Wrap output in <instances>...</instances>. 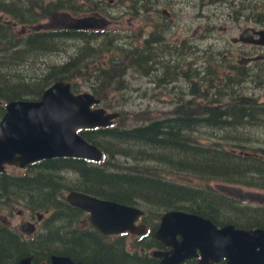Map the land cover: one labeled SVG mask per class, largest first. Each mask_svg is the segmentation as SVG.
<instances>
[{"label": "trees", "instance_id": "1", "mask_svg": "<svg viewBox=\"0 0 264 264\" xmlns=\"http://www.w3.org/2000/svg\"><path fill=\"white\" fill-rule=\"evenodd\" d=\"M7 38V30L0 29V120L6 102L39 100L56 81L70 83L77 94L75 79L85 82L86 78L92 82L87 87L102 105L111 107L106 97L110 91L124 88L125 69L150 73L149 52L124 51L113 42L98 47L94 55L84 50L65 63L49 64L45 57L60 49L55 36L26 40L25 48L16 52L9 50ZM107 52L122 55H111L106 67L89 72L82 69L91 66L87 59L98 61ZM38 61L43 64L34 68ZM25 65L30 68L20 67ZM207 74L204 81L191 84L190 95L195 98L178 106L175 113L180 115L162 119L136 115L132 119L140 123L130 126L131 120L121 111L109 128L81 130L79 134L102 151L98 163L54 158L28 166L23 175L0 173V210L21 203L31 212L48 213L47 237L40 241L26 244L11 234L5 237L0 230V264H17L29 254L41 264L48 263L51 255L83 263L141 264L136 259L158 247L153 222L148 223V234L132 240L143 255L125 249L127 235H102L88 221L82 226L80 222L87 216L67 204L65 192L69 191L138 207L153 220L162 212L180 210L240 229H264V205H243L215 185L264 191V143L257 140L256 132L264 129V101L236 90L251 76L247 70ZM252 78L254 88L264 93V71L255 72ZM196 99L202 100L196 103ZM201 130L214 134L196 135Z\"/></svg>", "mask_w": 264, "mask_h": 264}, {"label": "flooded vegetation", "instance_id": "2", "mask_svg": "<svg viewBox=\"0 0 264 264\" xmlns=\"http://www.w3.org/2000/svg\"><path fill=\"white\" fill-rule=\"evenodd\" d=\"M258 7H262V11H257ZM256 13L260 14L259 17L256 16ZM116 15L118 18L127 16L129 18L128 25H131L130 28L134 25L135 29H124L123 27V29L117 30L110 29L111 25L118 22ZM217 20L229 22L228 27L237 31L236 37H232L230 43L236 45V51H239L240 55L234 57L230 44L227 47L229 50L223 54L224 58L221 57L218 61L216 59L214 64L205 63L206 60L196 62L197 70L203 69V64H206V68H210L212 71H229L239 68L253 70L260 66H263L264 69V46L240 40L245 31H264V0H0V29L7 30L9 50L12 52L24 49L26 40L43 38L45 35L55 36L61 49L69 41L81 42V47L76 50L79 51L78 54H83V51L86 50L94 55V51L98 50V47L113 42L115 46L124 51L144 50L146 53L149 52L148 71L160 72L159 69H161L163 74H160L158 78L162 82L167 80L169 83L175 82L176 76H181L184 80L188 79L187 71L193 65L192 60L200 56V50L204 49L209 52L215 50L216 42L205 47L201 44L203 40H213L212 32L215 29H220V27H216L220 24ZM210 21H212V25L208 26ZM45 24L50 25L46 26ZM225 26L223 25V28ZM16 28L18 29L16 30ZM119 30H123L122 32L127 38H135L138 46L135 48L126 47L120 40L124 38L121 36L114 39L116 32H120ZM249 39H251L249 41H256L258 36L253 35ZM121 52L108 53L115 56L122 55ZM192 55L195 58L191 59ZM102 58L105 63L106 59H109V55H103ZM30 165L21 169L25 172ZM237 200L243 205H252L247 201L238 198ZM17 215L22 217L20 230L13 228L6 218L0 216V230L6 233L5 237L10 238L11 234L26 244H30L36 240L40 241L47 235L48 219L46 216L48 213L31 212L25 208L24 211H17ZM145 217V215L141 217L137 224H145L149 233L150 225L149 221L146 222ZM84 220L87 224L88 217ZM210 221L218 228L229 225L215 220ZM151 222L156 225V231L160 218L158 221L151 219ZM253 229L261 228L247 230ZM123 235H127V238L131 239L127 233L108 237ZM180 239L181 237L177 236V240ZM158 243V247L150 250L147 256L138 257L136 263L161 264L163 258L152 256V252H169L172 248L159 241ZM130 245L131 247L125 246V249L130 253L137 251L143 255L142 252L135 249L132 242ZM197 253L198 256L186 259L180 264H200L199 251ZM25 257H32L33 264H41L37 263L31 254L22 256L20 259ZM208 263L226 264V259L218 258Z\"/></svg>", "mask_w": 264, "mask_h": 264}, {"label": "water", "instance_id": "3", "mask_svg": "<svg viewBox=\"0 0 264 264\" xmlns=\"http://www.w3.org/2000/svg\"><path fill=\"white\" fill-rule=\"evenodd\" d=\"M257 35L256 41H249ZM240 40L264 46V31H245ZM100 100L90 92L75 94L71 84L56 81L48 86L39 100L6 102L0 120V173L6 166L25 168L27 165L54 158H78L99 162L102 151L86 141L79 132L108 128L119 117L107 112ZM65 201L88 214L90 224L102 235L128 233L142 236L145 224H137L144 216L138 207L101 199L78 191H69ZM177 236L181 237L177 240ZM157 241L169 252H152L162 257L161 264H180L186 259L201 257L200 264L225 258L226 264H264V230L240 229L234 225L216 227L210 220L180 210L165 212L154 233ZM32 257L19 264H33ZM47 264H98L75 262L68 256L51 255Z\"/></svg>", "mask_w": 264, "mask_h": 264}, {"label": "rangeland", "instance_id": "4", "mask_svg": "<svg viewBox=\"0 0 264 264\" xmlns=\"http://www.w3.org/2000/svg\"><path fill=\"white\" fill-rule=\"evenodd\" d=\"M115 1V0H114ZM262 11V7H258L257 11ZM258 13V12H257ZM256 16L259 17L260 14H257ZM114 17V16H113ZM117 18V21L114 25L110 26V29H126L130 28L131 25H128L129 18L127 16L123 17L120 16V18L115 16ZM262 18V17H260ZM220 22L216 27H220L218 30H214L212 32V36L214 37L213 40L205 41L203 40L202 46L205 47L206 45H211L213 42H216L217 47L212 52L205 51L204 49L200 50V56H191V59H193V65L191 66V69L187 71L188 79H183L181 76H176L175 82L169 83L167 80L162 82L158 78L160 74H163L161 72L162 70L159 69L160 72H151L148 75L139 74L138 72L134 71L132 68L126 70L125 67V73L122 75L123 81H124V88L122 90H112L107 95L106 100L107 103H111L106 108L104 105L102 107L107 112H120L122 111L125 113V117H128L131 120L130 126H133L135 124H139L141 120H134L132 117H136V115H141L142 118H155V119H162V118H171L174 115H180L181 113H175V110H177L178 106L181 103H185L188 100H192L193 96L190 95L191 91V84L199 83L198 81L202 82L204 81V78L206 79V72L212 71L210 68H206V64H203V69L197 70L195 63L196 62H202L205 61V63L210 62L212 64L215 63V60L217 61L223 57V54L226 50H229L227 47L230 46V39L232 37H236L237 31L235 29H230L228 25L229 22H225L223 20H217ZM209 23V22H208ZM207 23V25H208ZM228 24V25H227ZM46 26H49L50 24H45ZM212 25V21H210V24L208 26ZM223 25H226L225 28H223ZM123 27V28H122ZM18 28H16L17 30ZM131 30L135 29V26L133 25ZM120 32H116V37L114 39L121 37L120 40L123 44L126 45V47L135 48L138 46V42L135 38L126 37L125 34L122 32L123 30H119ZM108 45L107 43L104 44V46ZM60 47V46H59ZM81 47V42L79 41H69L65 45L62 46V49L60 47L59 51L50 54L45 57V60L49 64H62L69 60H72L76 57H78L79 51H76L77 48ZM237 47L234 44H231V51L234 53V57L236 58L237 55H240L239 51H236ZM110 60L111 54H109ZM197 54V53H196ZM258 54V53H255ZM103 55L98 59V61H94L93 58L87 59L86 63L89 62L91 66H83L82 69H86V72L94 71L97 68L103 66L106 67L105 63L103 62L104 58H102ZM224 58V57H223ZM38 64L34 66V68H38L39 64L42 65L43 62H37ZM21 68H27L28 66H20ZM33 67V66H32ZM223 67V64H222ZM30 68V66L28 67ZM88 69H90L88 71ZM226 69V68H225ZM222 70H218V73H220ZM227 71V70H225ZM249 71V74L251 76L246 77V81L242 83L241 87H238L236 90L240 89L243 93L247 95H253L255 98L260 99L261 101H264V93L254 88L253 78L252 76L255 75V72H258L259 74L263 71V66L256 67L253 70H247ZM238 72V71H237ZM198 76V77H196ZM197 78V80H196ZM215 78V77H213ZM236 78V77H235ZM92 79V78H91ZM76 84L78 87V93L83 92H91L90 87H87L89 83L92 84V82H89L88 79L85 78V82L82 79H75ZM237 80V78H236ZM220 84V83H219ZM200 85V84H198ZM97 84L95 85V87ZM236 87V85H234ZM92 93V92H91ZM196 103H200L201 100L196 99ZM115 105H121L120 106H114ZM184 111V110H183ZM246 132L244 134L247 135L248 130H245ZM259 134L258 141H261L264 143V129H260L256 131ZM211 134H214L212 132H208L207 130H201L200 132H197L196 135H203V137H207ZM212 136V135H211ZM254 136V135H253ZM214 139V138H212ZM215 140V139H214ZM127 165V164H126ZM6 172L13 175H22L24 174V170L7 167ZM175 178L176 180H187L182 177H171ZM216 188L222 192L225 195H228L232 198H238L242 201H247L249 204L255 205V204H261L264 205V191L257 190L253 188H246V187H240V186H234V185H228V184H215ZM67 192H65L66 194ZM26 207L21 203H15L14 206H7V208L0 210V216L1 218H6V220L12 224L13 228H21V221L22 217L17 215V211H24ZM162 212L160 216L163 214ZM147 214V212L145 213ZM48 219V215L46 216ZM154 218V217H153ZM160 218V217H159ZM159 218L156 220L158 221ZM152 216H149L147 214V218L145 219L146 222H151ZM155 219V218H154ZM148 222V223H149ZM82 226H86V221L84 219L80 222ZM48 225V220L47 224ZM131 239H128L127 246L131 247L130 242L134 239L132 235H129Z\"/></svg>", "mask_w": 264, "mask_h": 264}]
</instances>
